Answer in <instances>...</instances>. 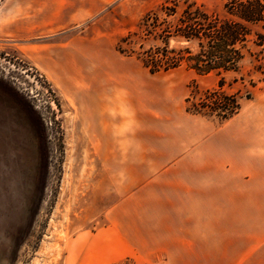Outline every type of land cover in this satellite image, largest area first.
I'll return each instance as SVG.
<instances>
[{
    "label": "rangeland",
    "instance_id": "1",
    "mask_svg": "<svg viewBox=\"0 0 264 264\" xmlns=\"http://www.w3.org/2000/svg\"><path fill=\"white\" fill-rule=\"evenodd\" d=\"M166 1L0 0V264H264V60L150 74L116 47ZM219 89L240 104L227 120L198 105ZM182 207L218 249L151 259L101 240L160 220L168 245Z\"/></svg>",
    "mask_w": 264,
    "mask_h": 264
},
{
    "label": "trees",
    "instance_id": "2",
    "mask_svg": "<svg viewBox=\"0 0 264 264\" xmlns=\"http://www.w3.org/2000/svg\"><path fill=\"white\" fill-rule=\"evenodd\" d=\"M222 9L219 14L195 1L168 0L145 13L116 50L134 56L150 74L185 66L201 75L221 76L238 73L248 57L264 60V0H225ZM263 67L264 61L256 70ZM222 85L221 79L218 87ZM220 89L207 91L198 105L227 120L240 104ZM192 107L199 112L196 104Z\"/></svg>",
    "mask_w": 264,
    "mask_h": 264
},
{
    "label": "crops",
    "instance_id": "3",
    "mask_svg": "<svg viewBox=\"0 0 264 264\" xmlns=\"http://www.w3.org/2000/svg\"><path fill=\"white\" fill-rule=\"evenodd\" d=\"M78 76V75H77ZM79 78H82L79 76ZM191 184V183H190ZM204 185V187L201 188H195L198 192H201L204 194V196L207 194L208 188L205 187L206 184L199 183ZM212 190V189H210ZM209 190V191H210ZM189 193H194V189L190 188L188 189ZM216 191V190H215ZM194 201V200H193ZM207 200L202 198L197 202L198 209L205 210ZM176 213L181 212L183 215L180 214H174L173 218L175 221H173V227L172 229L166 230V232L173 233V241L172 243L168 245H160V232L158 229L159 222L158 220L156 223L157 225L151 228V230L142 232L140 234H137L138 232L134 233V231L131 230H118L114 234H112L111 230L108 231V235H103L101 237V240L106 243L110 249L113 248L114 250H123V249H132L134 252L138 249H149L147 253H139V255H147V257L156 258L159 256L160 248H173V249H180L185 248L186 244L188 247L198 248L202 249L203 253L207 255V252L205 249H209L211 247H217L221 246V244H215L214 246H210L207 244V237L201 236V234H207L212 233L213 230H208V225L206 222V214L202 215L198 210L193 211V209H186L182 207L181 209H175ZM182 218V219H181ZM193 235V237H192ZM187 237H192V243H187ZM186 243V244H185ZM191 243V241H190ZM231 242L226 245V248L231 247ZM223 248V246L221 247ZM220 248V249H221ZM152 250V251H151ZM154 250V251H153ZM138 252H136L137 254ZM126 257H132L131 254L123 255V258ZM168 258L167 256H165ZM113 262V261H112Z\"/></svg>",
    "mask_w": 264,
    "mask_h": 264
}]
</instances>
